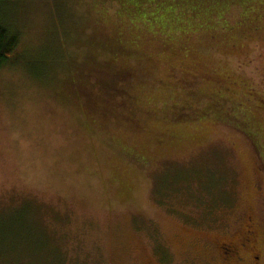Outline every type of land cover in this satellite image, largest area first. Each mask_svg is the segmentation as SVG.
<instances>
[{
	"label": "rangeland",
	"instance_id": "obj_1",
	"mask_svg": "<svg viewBox=\"0 0 264 264\" xmlns=\"http://www.w3.org/2000/svg\"><path fill=\"white\" fill-rule=\"evenodd\" d=\"M6 14L26 50L0 71V264H223L249 222L259 260L232 263L264 264V0Z\"/></svg>",
	"mask_w": 264,
	"mask_h": 264
},
{
	"label": "trees",
	"instance_id": "obj_2",
	"mask_svg": "<svg viewBox=\"0 0 264 264\" xmlns=\"http://www.w3.org/2000/svg\"><path fill=\"white\" fill-rule=\"evenodd\" d=\"M23 0H0V71L3 70L5 67H11L16 61L18 60L19 56H21L24 53V49L21 53L19 54V49L22 46L21 40H22V35L21 32H19L14 26L11 24V22H8L7 19H5V16L7 15V9L13 6H18L19 3ZM112 1V0H110ZM66 6V5H65ZM8 17V16H7ZM14 22V21H13ZM15 23V22H14ZM61 47H58L57 52L59 53V56L64 57L62 55V52H60ZM56 52V51H54ZM86 74H84V77ZM88 79H92L89 75L85 77V81L82 82L81 87L78 88L80 92L85 91V89L90 91V86L88 84ZM126 80V75L125 76H114V79L112 80L116 85L113 83H109L107 81H98L99 86L105 91L110 94L111 92H116L118 94H127L125 91L122 89H119L118 83L120 81ZM72 80L69 79V84L73 85ZM74 86V85H73ZM87 93V92H86ZM89 93V92H88ZM87 93V94H88ZM248 126L246 124H242L241 129H239L241 132L245 133L247 136L251 135L250 131H247ZM253 138V136H251ZM261 149V148H260ZM260 149H256L258 153H260ZM223 200V199H220ZM219 200V201H220ZM225 202V200H223Z\"/></svg>",
	"mask_w": 264,
	"mask_h": 264
},
{
	"label": "flooded vegetation",
	"instance_id": "obj_3",
	"mask_svg": "<svg viewBox=\"0 0 264 264\" xmlns=\"http://www.w3.org/2000/svg\"><path fill=\"white\" fill-rule=\"evenodd\" d=\"M247 231L241 234L239 238L240 243H220L217 245L218 253L222 259L223 264H233V261L241 262L245 259L243 252L246 254L247 258L252 257L256 261L259 260V257L254 256L256 254L257 248V238L255 230H252V224L250 222L246 225Z\"/></svg>",
	"mask_w": 264,
	"mask_h": 264
}]
</instances>
